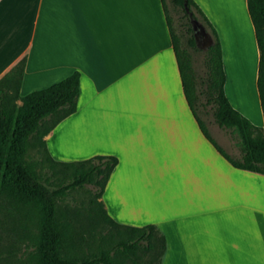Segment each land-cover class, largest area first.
<instances>
[{"label": "crops", "instance_id": "0c3cea01", "mask_svg": "<svg viewBox=\"0 0 264 264\" xmlns=\"http://www.w3.org/2000/svg\"><path fill=\"white\" fill-rule=\"evenodd\" d=\"M193 2L218 39L223 95L248 120L251 94L248 121L263 128L245 0ZM21 58L19 96L78 73L75 109L42 137L46 153L115 157L98 201L114 223L162 234L159 264H264V175L232 167L200 132L160 0H0V77Z\"/></svg>", "mask_w": 264, "mask_h": 264}, {"label": "trees", "instance_id": "16d2710c", "mask_svg": "<svg viewBox=\"0 0 264 264\" xmlns=\"http://www.w3.org/2000/svg\"><path fill=\"white\" fill-rule=\"evenodd\" d=\"M167 2L170 9L165 0H160V5L181 91L200 132L232 167L264 175L262 128L231 108L223 95V72L214 29L193 0ZM245 5L258 52L256 91L264 120V0H245ZM170 10L179 13L175 21ZM190 17L198 20L210 37L204 50L202 76L193 68L188 51L197 50ZM23 63L21 58L0 77V210L9 214L10 230L17 243L23 250L30 245L32 251L24 260L5 259L0 264H159L165 247L162 234L153 225L127 227L114 223L98 201L116 164L115 157L94 155L80 161L55 162L46 153L42 137L75 109L78 73L74 71L55 83L19 96ZM197 111L209 114L210 122L218 129L236 133L240 143L236 156L228 155L216 144ZM28 148L39 149L44 160L51 167H61L69 181L53 188L43 184L34 163L25 159ZM83 185H91L94 191L86 209V222L80 223V210H60L59 202L67 190ZM95 227L117 238L109 247L96 245L93 251L89 250L86 239L92 237Z\"/></svg>", "mask_w": 264, "mask_h": 264}, {"label": "rangeland", "instance_id": "374dc122", "mask_svg": "<svg viewBox=\"0 0 264 264\" xmlns=\"http://www.w3.org/2000/svg\"><path fill=\"white\" fill-rule=\"evenodd\" d=\"M166 5L170 9V5L167 0H165ZM170 15L172 19L175 21L179 13L172 12L170 10ZM207 19V18H206ZM209 22V21H208ZM189 23L192 29V34L194 38V43L196 46V51H193L188 48V51L191 55L192 65L195 69L196 73L199 76L203 75V57L204 50L208 45V41L210 40L209 34L200 24V22L194 18H189ZM210 23V22H209ZM213 28V27H212ZM215 31V30H214ZM247 103H240L244 109H248L249 113L248 119L252 124L256 122L255 117L252 115L255 108L253 103V98L246 97ZM245 99V97H244ZM197 116L203 122L205 129L211 138L219 145L228 155L236 156L238 154L239 149V138L237 137L234 131L226 132L218 129L213 123L210 122L209 114L203 115L200 111H197ZM262 135L264 136V128H262ZM25 159L27 161H31L34 163L35 170L39 175L40 181L45 184L49 188H53L57 185L67 183L69 181L65 172H62L61 167L59 166H50L48 162L44 160V156L41 151L37 148H28L25 153ZM94 188L91 185H83L81 187H73L65 193L62 199L59 202V209H67V210H80L81 215L78 217L80 223H85L87 215L86 209H88L89 201L93 199L92 192ZM85 210V211H84ZM4 210H0V262L1 260L7 259L8 262L15 261V259H25L28 254L32 251L31 246H26L25 250H23V246L17 243L16 235L10 230L12 227L10 223V217L8 213H5ZM10 218V219H9ZM86 226V224L84 225ZM92 237L86 239L88 242L89 250H94L96 245H100L102 248L109 247L111 243L115 241L117 236L115 234L108 235L105 229H100L97 231V228H93ZM35 233V231H33ZM84 236H86L84 234ZM103 238V239H100ZM145 261V256L142 257ZM6 260V261H7ZM125 262H127L125 260Z\"/></svg>", "mask_w": 264, "mask_h": 264}]
</instances>
